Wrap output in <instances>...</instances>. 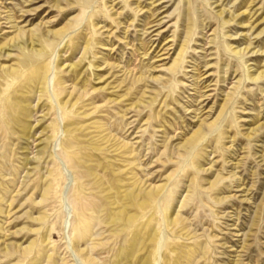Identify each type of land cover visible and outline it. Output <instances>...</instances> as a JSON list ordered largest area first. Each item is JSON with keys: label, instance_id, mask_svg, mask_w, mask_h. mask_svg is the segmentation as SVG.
Instances as JSON below:
<instances>
[{"label": "rangeland", "instance_id": "obj_1", "mask_svg": "<svg viewBox=\"0 0 264 264\" xmlns=\"http://www.w3.org/2000/svg\"><path fill=\"white\" fill-rule=\"evenodd\" d=\"M145 260L264 264V0H0V264Z\"/></svg>", "mask_w": 264, "mask_h": 264}, {"label": "bare ground", "instance_id": "obj_2", "mask_svg": "<svg viewBox=\"0 0 264 264\" xmlns=\"http://www.w3.org/2000/svg\"><path fill=\"white\" fill-rule=\"evenodd\" d=\"M34 27H36V25ZM35 40H37V35L35 33L29 32L28 30L26 32H25V30H22V31L20 30L19 34H17V36L11 40L10 44H8L7 46L2 48L3 52H2L1 56H9L10 51H14L15 49H17L19 47L20 48L24 47V43H27L29 48L32 50L33 46L35 45ZM186 141H188V140H186ZM154 189L156 190L157 193H159V191H160L159 187H156ZM142 264H148V261L145 260Z\"/></svg>", "mask_w": 264, "mask_h": 264}]
</instances>
